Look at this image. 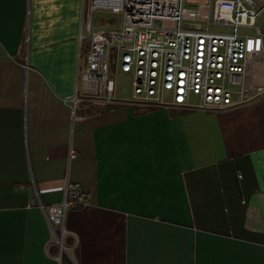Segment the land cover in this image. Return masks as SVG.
<instances>
[{"label": "crops", "instance_id": "crops-1", "mask_svg": "<svg viewBox=\"0 0 264 264\" xmlns=\"http://www.w3.org/2000/svg\"><path fill=\"white\" fill-rule=\"evenodd\" d=\"M87 10L0 0V264H264V92L218 112L90 115ZM254 71L264 87V61ZM66 183L89 201L65 213L61 249L48 209Z\"/></svg>", "mask_w": 264, "mask_h": 264}, {"label": "built area", "instance_id": "built-area-1", "mask_svg": "<svg viewBox=\"0 0 264 264\" xmlns=\"http://www.w3.org/2000/svg\"><path fill=\"white\" fill-rule=\"evenodd\" d=\"M85 2L89 49L77 66L76 79L80 94L90 103L218 112L263 94L264 87L252 78L256 65L264 61V22L261 26L254 22L264 16V0ZM95 12L121 15V27L92 31ZM209 25L223 26L228 32H211ZM110 67L114 77L131 75L130 101L116 99ZM77 102L75 96L74 107ZM74 157L70 150L69 159ZM63 194V201L48 209V223L60 248L65 213L89 201L75 183H66ZM54 228L61 229L60 237Z\"/></svg>", "mask_w": 264, "mask_h": 264}, {"label": "rangeland", "instance_id": "rangeland-1", "mask_svg": "<svg viewBox=\"0 0 264 264\" xmlns=\"http://www.w3.org/2000/svg\"><path fill=\"white\" fill-rule=\"evenodd\" d=\"M262 21L264 17L260 18ZM255 25H259L260 22L258 19H254ZM122 24V16L110 14L108 12H95L91 17V29L92 31H97L100 29H119ZM209 30L211 32H228L223 26H211L209 25ZM264 30V29H263ZM110 76L115 83V97L121 101H130L132 99V87L131 81L132 77L129 74H117L114 77L113 69L110 67ZM168 97H165V100H168ZM190 102L196 104V98L191 97Z\"/></svg>", "mask_w": 264, "mask_h": 264}, {"label": "trees", "instance_id": "trees-1", "mask_svg": "<svg viewBox=\"0 0 264 264\" xmlns=\"http://www.w3.org/2000/svg\"><path fill=\"white\" fill-rule=\"evenodd\" d=\"M112 107L113 106L93 105V107L91 106L90 109H89V114L91 115V114H94V113L105 112V111L110 110ZM139 110H144V109H139Z\"/></svg>", "mask_w": 264, "mask_h": 264}]
</instances>
